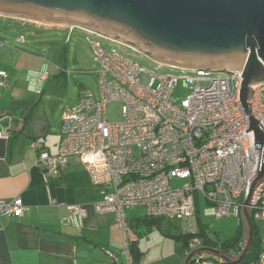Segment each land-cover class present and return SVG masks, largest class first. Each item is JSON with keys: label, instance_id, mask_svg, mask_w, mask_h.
I'll list each match as a JSON object with an SVG mask.
<instances>
[{"label": "built area", "instance_id": "1", "mask_svg": "<svg viewBox=\"0 0 264 264\" xmlns=\"http://www.w3.org/2000/svg\"><path fill=\"white\" fill-rule=\"evenodd\" d=\"M87 38L98 67V96L91 89H81L78 102L63 114L58 153L51 154L42 142H34L39 152L36 164L53 174L65 169L71 157L84 162L103 195L93 207L98 213L116 214L124 232L123 253L130 264H134L128 240L130 209L143 206L150 219L180 221L182 231L196 237L189 242L187 257L205 248L197 237L202 196L209 214L235 217L244 224L243 206L258 171L260 149L241 101L243 68L229 72L154 62L155 68L149 69L117 42L89 31ZM143 76H148L146 82ZM48 78L43 73L38 80ZM180 82L190 93L173 99ZM9 86L8 73L0 71V87ZM253 89L252 114L264 126V84ZM115 102L122 104L120 122L108 118V106ZM174 180L182 185L174 186ZM24 211L21 197L0 200V214L22 217ZM250 212L253 223L263 225L261 250L250 264H264V178L253 191ZM75 213L85 215L86 211L74 205L65 220L71 222ZM245 242L243 236L240 249L226 253L238 256ZM193 260L195 264L226 263L209 252L198 253Z\"/></svg>", "mask_w": 264, "mask_h": 264}, {"label": "crops", "instance_id": "2", "mask_svg": "<svg viewBox=\"0 0 264 264\" xmlns=\"http://www.w3.org/2000/svg\"><path fill=\"white\" fill-rule=\"evenodd\" d=\"M74 31L59 41L26 23L0 17V71L8 73L10 84L0 87V133L7 134L0 137V200L21 197L25 203L22 217L0 214V264H130L116 214L98 213L93 207L103 195L84 162L71 157L65 169L53 174L36 164L39 152L34 142H42L51 154L58 153L63 114L78 102L83 88L66 105H46V100L53 103L52 88L38 80L52 67L55 76L68 73L69 57L62 51ZM74 205L82 206L86 214L75 213L68 222L65 218ZM133 214L128 215V240L135 242L148 264L139 241L157 229L147 215ZM162 223L158 221V229ZM176 242L178 258L186 264L183 243Z\"/></svg>", "mask_w": 264, "mask_h": 264}, {"label": "water", "instance_id": "3", "mask_svg": "<svg viewBox=\"0 0 264 264\" xmlns=\"http://www.w3.org/2000/svg\"><path fill=\"white\" fill-rule=\"evenodd\" d=\"M0 17L47 29L77 27L178 68H243L241 101L260 149L258 171L243 206L245 246L233 257L202 248L186 264L201 252L232 264L245 259L255 238L251 198L264 178V126L249 103L253 86L264 84V0H0Z\"/></svg>", "mask_w": 264, "mask_h": 264}, {"label": "rangeland", "instance_id": "4", "mask_svg": "<svg viewBox=\"0 0 264 264\" xmlns=\"http://www.w3.org/2000/svg\"><path fill=\"white\" fill-rule=\"evenodd\" d=\"M30 29L33 31H44L49 33L51 36H55L56 39L61 41L65 34L70 35V30L64 32L62 29H47L37 26H30ZM74 33L72 34V41L70 44H63L62 53L65 56L69 57L68 63V73L55 76L54 68L49 71L50 78L45 82V85L48 84L52 90H50L51 103L49 100H46V105H66L71 98H78V91L80 87H86L91 89L93 93L98 96L99 91V79L97 74V65L93 59L92 49L89 45L87 38V33L80 28H75ZM126 50L131 56L135 58L142 66L149 69H154L156 64L148 56L138 51H133L130 47L126 45L121 46ZM67 54V55H66ZM58 55V54H57ZM52 63V61L50 60ZM169 70L168 68L165 69ZM57 71V70H56ZM61 73L62 69H59ZM143 82L148 80V76H143ZM80 92V91H79ZM190 93V89L184 87L180 82L174 90L173 99L176 97H186ZM72 96V97H70ZM108 118L112 122H120L123 119L122 114V104L119 102L111 103L108 106ZM173 185L178 187L182 185L181 181H173ZM209 205L206 202L204 196L201 199V205L199 207V216L201 222L206 230L207 236L213 241L217 242H226L233 238L238 231V219L235 217H224L216 218L214 215L209 214L207 211ZM129 211V212H128ZM127 211L128 215L134 213L143 217L147 214L145 207L140 206L134 209ZM163 222L161 224V229H157L152 233L143 235L139 241V244L142 246L144 251H146V260L148 264H175V260L179 261L181 264V258H178L176 249L178 244L173 236L168 235L167 233L172 231V233H180L182 231V225L180 221H170L168 219H161ZM198 230L200 231L201 226L198 223ZM263 225L262 223L257 224V230L259 234L262 233ZM244 236L247 237L245 230V225L243 224ZM170 230V231H169ZM197 237H200L198 235ZM193 238H196L195 236ZM192 238V239H193ZM191 241V240H190Z\"/></svg>", "mask_w": 264, "mask_h": 264}, {"label": "trees", "instance_id": "5", "mask_svg": "<svg viewBox=\"0 0 264 264\" xmlns=\"http://www.w3.org/2000/svg\"><path fill=\"white\" fill-rule=\"evenodd\" d=\"M150 221H152V225L156 224L158 226V221L160 220H154V219H149ZM199 224L201 226L200 231L198 232V235H200V238L202 239L205 247H209L212 248L213 246L216 247H220L222 251L226 252L229 251L230 249H234V250H238L240 249V242L243 239V234H244V229H243V223H239L238 225V231L236 233V235L231 238L230 240L226 241V242H217V241H213L212 239H210L207 236L206 230L203 226V224H201V221H199ZM254 228H255V238H254V242L248 252V254L246 255L245 259H243L241 262L235 263V264H250L254 261H256L258 254L261 250V235L259 234V231L257 230V224L253 223ZM170 236H173L176 240L178 241H182L183 243V250H182V255H184V257H187V251L189 250V242L190 240L194 237L193 234H189V233H184L183 231H181L180 233H172V231L167 233ZM130 254L132 256L133 262L134 264H142L141 260H144V255L141 253V251L138 249V247L136 246L135 242H132L130 244ZM192 264L194 263V260H192ZM225 264H232V263H225Z\"/></svg>", "mask_w": 264, "mask_h": 264}, {"label": "flooded vegetation", "instance_id": "6", "mask_svg": "<svg viewBox=\"0 0 264 264\" xmlns=\"http://www.w3.org/2000/svg\"><path fill=\"white\" fill-rule=\"evenodd\" d=\"M206 248V247H205ZM207 248H209V247H207ZM215 255V254H214Z\"/></svg>", "mask_w": 264, "mask_h": 264}]
</instances>
